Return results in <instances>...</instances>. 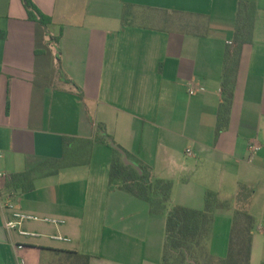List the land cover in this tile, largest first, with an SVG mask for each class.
Listing matches in <instances>:
<instances>
[{
    "label": "crops",
    "instance_id": "obj_1",
    "mask_svg": "<svg viewBox=\"0 0 264 264\" xmlns=\"http://www.w3.org/2000/svg\"><path fill=\"white\" fill-rule=\"evenodd\" d=\"M32 1L51 19L47 26L28 18L21 0H0V189L7 175L60 158L63 136L93 137L101 122L150 179L172 183L170 205L202 209L209 190L232 203L239 184L250 186L249 264H260L264 0H249L252 38L241 49L229 123L217 137L237 0ZM251 142L260 149L249 160ZM111 158L110 147L94 143L88 165L37 178L32 191L14 196L16 209L60 221L23 224L35 237L6 230L10 211L1 209L0 190V264H40L45 248L88 254L89 264H161L166 213L109 185ZM231 222L232 209H216L213 255H226Z\"/></svg>",
    "mask_w": 264,
    "mask_h": 264
},
{
    "label": "trees",
    "instance_id": "obj_2",
    "mask_svg": "<svg viewBox=\"0 0 264 264\" xmlns=\"http://www.w3.org/2000/svg\"><path fill=\"white\" fill-rule=\"evenodd\" d=\"M21 2L30 20L43 26L51 21L32 0ZM255 14L256 4L253 1L237 0L235 30L223 57L222 97L217 109L215 137L229 123L241 49L251 41ZM58 38L55 37V40ZM94 143L107 145L112 150L109 185L118 183L121 189L147 203L151 213H166L161 264H249L255 226V219L249 212L253 197L250 186L239 184L232 203L220 199L216 192L209 190L205 193L202 209L170 205L172 183L158 178L150 179L148 170L141 163L137 162L140 170L126 164L123 156L130 159L128 152L115 143L101 122L95 124L93 137L63 136L60 158H49L27 170L7 175L1 192L14 198L15 195L32 191L37 178L56 175L65 168L88 165ZM217 208L232 209L228 249L224 257L213 255L208 247ZM45 249L49 252L45 259H52L46 262L44 259L40 264H89L91 259L90 255L77 251ZM260 264H264V259Z\"/></svg>",
    "mask_w": 264,
    "mask_h": 264
},
{
    "label": "built area",
    "instance_id": "obj_3",
    "mask_svg": "<svg viewBox=\"0 0 264 264\" xmlns=\"http://www.w3.org/2000/svg\"><path fill=\"white\" fill-rule=\"evenodd\" d=\"M202 89V88H201ZM195 93L194 87L189 88V94L193 95ZM260 149V146L256 143H249L248 144V151H249V160L253 157V155ZM187 153L190 154V150H187ZM0 156H2V152L0 150ZM1 209L4 210H9L10 211V216L5 218V228L8 231H17V233L24 237V238H29V237H35L37 234L32 231H28L26 229L20 228L21 225L24 222H45V223H52V224H58L60 221L54 218L50 217H40L38 215L34 214H29L26 212H23L19 209H16L14 206V201L13 198H6V201L1 204ZM52 239L55 240H63L67 241L65 237H62L60 235H53L51 236ZM17 249H23L24 244L17 243L15 244ZM18 264H26L24 258H20L18 260Z\"/></svg>",
    "mask_w": 264,
    "mask_h": 264
},
{
    "label": "water",
    "instance_id": "obj_4",
    "mask_svg": "<svg viewBox=\"0 0 264 264\" xmlns=\"http://www.w3.org/2000/svg\"><path fill=\"white\" fill-rule=\"evenodd\" d=\"M123 160H124V162H125L126 164H128V165H132V166L135 167L137 170H140V169H139V165H138L136 162H134V161L128 159L125 155L123 156Z\"/></svg>",
    "mask_w": 264,
    "mask_h": 264
},
{
    "label": "rangeland",
    "instance_id": "obj_5",
    "mask_svg": "<svg viewBox=\"0 0 264 264\" xmlns=\"http://www.w3.org/2000/svg\"><path fill=\"white\" fill-rule=\"evenodd\" d=\"M168 206H170V205H168ZM28 223H31V222H24L23 224L25 225V224H28ZM22 224V225H23ZM22 225H21V227L20 228H22ZM23 229V228H22ZM48 254V253H47ZM46 255V254H45ZM49 259V261L52 259V257H47L45 260H44V262H46L47 260Z\"/></svg>",
    "mask_w": 264,
    "mask_h": 264
}]
</instances>
